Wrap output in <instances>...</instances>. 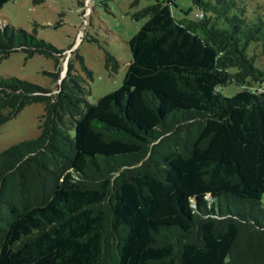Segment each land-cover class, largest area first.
Here are the masks:
<instances>
[{
  "label": "trees",
  "instance_id": "obj_1",
  "mask_svg": "<svg viewBox=\"0 0 264 264\" xmlns=\"http://www.w3.org/2000/svg\"><path fill=\"white\" fill-rule=\"evenodd\" d=\"M192 2L196 21L170 0L134 15L123 84L97 104L91 69L70 58L61 81L65 51L0 26V56L51 59L56 84L0 78V130L44 107L40 136L0 153V264H264V15Z\"/></svg>",
  "mask_w": 264,
  "mask_h": 264
},
{
  "label": "rangeland",
  "instance_id": "obj_2",
  "mask_svg": "<svg viewBox=\"0 0 264 264\" xmlns=\"http://www.w3.org/2000/svg\"><path fill=\"white\" fill-rule=\"evenodd\" d=\"M167 0H14L0 9V26L9 24L36 33L40 38L65 51L81 74L83 65L93 71L88 101L98 100L114 93L123 84L131 63L130 40L147 22L134 18L143 9ZM177 19L198 20L200 10L192 0H170ZM245 1L249 18L256 13L264 15V0ZM114 55L120 64L118 73L110 74L106 68L107 54ZM55 71L54 61L41 55L31 59L24 52L5 58L0 56V78L11 77L38 86L54 89L56 84L48 75ZM64 71V70H63ZM244 90L235 84L223 88L227 97ZM262 93L260 89L255 90ZM44 113L42 105L26 107L16 118L0 130V153L4 150L40 136L39 118Z\"/></svg>",
  "mask_w": 264,
  "mask_h": 264
},
{
  "label": "water",
  "instance_id": "obj_3",
  "mask_svg": "<svg viewBox=\"0 0 264 264\" xmlns=\"http://www.w3.org/2000/svg\"><path fill=\"white\" fill-rule=\"evenodd\" d=\"M66 73H67V65H66V67H65V69H64V71L62 73L61 81L65 78Z\"/></svg>",
  "mask_w": 264,
  "mask_h": 264
}]
</instances>
